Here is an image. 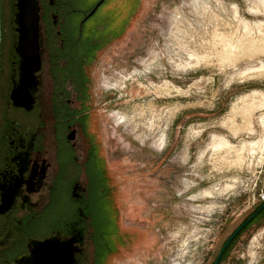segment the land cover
Segmentation results:
<instances>
[{
	"label": "rangeland",
	"instance_id": "1",
	"mask_svg": "<svg viewBox=\"0 0 264 264\" xmlns=\"http://www.w3.org/2000/svg\"><path fill=\"white\" fill-rule=\"evenodd\" d=\"M68 1L79 22L101 0ZM112 19L92 71L126 240L112 264H214L256 213L220 264H264V0H106L86 28Z\"/></svg>",
	"mask_w": 264,
	"mask_h": 264
},
{
	"label": "flooded vegetation",
	"instance_id": "2",
	"mask_svg": "<svg viewBox=\"0 0 264 264\" xmlns=\"http://www.w3.org/2000/svg\"><path fill=\"white\" fill-rule=\"evenodd\" d=\"M105 2L78 22L70 1L40 0L41 63L33 73L21 69L16 23L7 44L3 35L0 264H112L126 242L119 243L92 75L116 25L86 28Z\"/></svg>",
	"mask_w": 264,
	"mask_h": 264
},
{
	"label": "water",
	"instance_id": "3",
	"mask_svg": "<svg viewBox=\"0 0 264 264\" xmlns=\"http://www.w3.org/2000/svg\"><path fill=\"white\" fill-rule=\"evenodd\" d=\"M17 13L15 14V23L18 26L20 42L18 53L22 58L21 69L23 73H33L38 70L41 63V54L39 42L41 38V4L40 0H17ZM3 42V24L0 0V63ZM15 99V98H14ZM16 100V99H15ZM264 206L262 207V209ZM260 209V211L262 210ZM256 213L250 220L243 224L227 241L218 255L214 264H220L225 252L230 248L232 242L244 230V228L257 216Z\"/></svg>",
	"mask_w": 264,
	"mask_h": 264
},
{
	"label": "built area",
	"instance_id": "4",
	"mask_svg": "<svg viewBox=\"0 0 264 264\" xmlns=\"http://www.w3.org/2000/svg\"><path fill=\"white\" fill-rule=\"evenodd\" d=\"M259 200L264 201V193H261V194L259 195Z\"/></svg>",
	"mask_w": 264,
	"mask_h": 264
},
{
	"label": "bare ground",
	"instance_id": "5",
	"mask_svg": "<svg viewBox=\"0 0 264 264\" xmlns=\"http://www.w3.org/2000/svg\"><path fill=\"white\" fill-rule=\"evenodd\" d=\"M167 83H168V82H167ZM173 88H174V87H173ZM173 88H172V89H173ZM176 91H177V90H176ZM185 91H186V90H185ZM256 94H257V93H256ZM256 94H255V95H256ZM253 95H254V94H253ZM257 95H258V94H257ZM255 98H256V97H255ZM253 101H254V100H253ZM235 114H236V113H235ZM237 114H238V113H237ZM235 116H236V115H235ZM237 116H238V115H237ZM232 123H233V122H232ZM239 123H240V122H239ZM235 129H236V128H235ZM235 129H234V130H235ZM238 130H239V129H238ZM238 159H239V158H238ZM238 162H240V160H239ZM241 163H242V162H241ZM235 164H236V163H235ZM235 164H234V165H235Z\"/></svg>",
	"mask_w": 264,
	"mask_h": 264
},
{
	"label": "trees",
	"instance_id": "6",
	"mask_svg": "<svg viewBox=\"0 0 264 264\" xmlns=\"http://www.w3.org/2000/svg\"><path fill=\"white\" fill-rule=\"evenodd\" d=\"M223 258H224V256H223ZM223 260V259H222ZM222 262V261H221Z\"/></svg>",
	"mask_w": 264,
	"mask_h": 264
}]
</instances>
